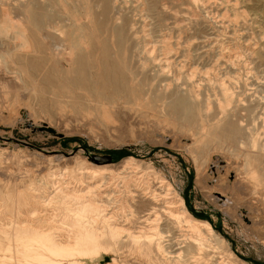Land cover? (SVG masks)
<instances>
[{"label":"rangeland","instance_id":"1","mask_svg":"<svg viewBox=\"0 0 264 264\" xmlns=\"http://www.w3.org/2000/svg\"><path fill=\"white\" fill-rule=\"evenodd\" d=\"M4 13L27 29L0 42L30 39L36 52L15 51L16 65L0 53V218L15 188L37 207L59 194L39 214L50 242L67 244L48 253L54 264H264V0H0V22ZM74 40L95 65L114 61L131 93L46 87L42 57L56 50L72 62ZM29 61L38 65L32 76L10 72ZM139 81L144 94L132 96ZM171 202L189 222L169 213ZM114 219L151 231L155 253L124 233L112 238ZM24 244L15 253L0 239V264L25 263Z\"/></svg>","mask_w":264,"mask_h":264},{"label":"bare ground","instance_id":"2","mask_svg":"<svg viewBox=\"0 0 264 264\" xmlns=\"http://www.w3.org/2000/svg\"><path fill=\"white\" fill-rule=\"evenodd\" d=\"M2 20L3 21L0 22V36H3V35L4 36H8L9 33L12 32L13 30H15V31H21V30L27 29V27L22 22L14 20L12 18V16H10L8 13L7 14L4 13V19H2ZM47 20H48L47 27L52 26L50 24V21H49L48 18H47ZM15 39H17V38H15ZM18 41L21 42L22 44H24V46L20 47V46H18L16 44L17 46L10 47V46L4 44L3 42H0V53H1L2 58H4V59L10 58V60L12 61L11 63L13 65H16V61H14V60L11 59L12 58V55H13V53L15 51H20V52H23L25 54L36 52L35 51L36 49L34 48V45H33V43L31 42L30 39H29V41L27 40V42L30 43L29 46L27 45V42L23 38L21 40H18ZM80 44L81 43L78 42V40H74V41H72L70 43V45H71L70 47L72 49H77V52H76V55L77 56L74 57V60H72V62H71V60H69L65 56H64V60L66 62H63V60L59 57V56H61V53L55 52L56 50L54 51L53 54H50V55H52L51 57L46 58V55L42 57V60L47 59L50 62V64L46 63V64H48V66L46 67L47 68L46 69V75L47 76H46V78L44 77L46 79V81H45L46 84H47L46 87L52 89L53 87L54 88L55 87H58L60 84H63L65 82L66 84H68L70 86L82 85V86H87L88 89L90 87V90H93V92L94 91L95 92H98V93L100 92V94L105 93L104 92L105 89L107 90V89H109V87L111 88V90L114 93H118V92H124V93H127V94H130L131 93L130 87L127 84V81H126V78L124 77V74L122 73V71H120V69L117 67V64L114 61L107 60V58L105 57V59H103L102 62H100L102 64L101 66H100L99 62H97V64L95 65L94 61L93 60L91 61L89 58H87L83 54L84 51L82 49L78 48V47H80L79 46ZM57 46L59 47V45H57ZM110 50H112V49H110ZM106 55H108V54H106ZM65 63L68 65V68L65 67ZM7 67H8V64H7ZM92 67L93 68L98 67V70L94 74L90 75L88 73V70H90ZM37 68H38V65L36 63H34L32 61H29V63L27 62V67L25 69L20 68V72H18L15 69V67L12 68L13 70L10 71V72L12 74H14V77L19 78V77H17V74L18 73H20L21 76H23V75L24 76L25 75L26 76H30L32 74L30 72L36 71ZM132 78L134 80V77L133 76H132ZM29 79L30 78H28V81H29ZM21 80H23V77L21 78ZM129 81H131V80H129ZM139 84H140V87L136 90V92L134 91L135 94H133L132 96H136L137 97V96H139L141 94H144V88H143L144 87V84H143L142 81H139ZM135 87H137V86H135ZM30 90H31L30 92L35 91V87L30 88ZM81 91H82V89H81ZM60 93H58V94H60ZM35 94L37 95V93H35ZM126 96L128 97V95H126ZM55 97H57V96H54L53 101H54ZM98 99H99V97H98ZM152 99L156 101V95L154 97H152ZM57 101H59V100H57ZM188 102L189 101H188V99L185 96L179 97L177 99V103L181 107H185ZM61 108H64V107H61ZM23 117L25 118L26 115L23 114ZM228 134H230V132H228ZM128 160H130V159H127L126 161H128ZM97 171H99V170H89V168L86 167L84 172L87 173V175L94 177L97 174ZM80 180H82V179H79V181ZM84 181H85V179H84ZM65 182H66V180H65ZM62 183H60V184H62ZM81 183H83V182H81ZM84 186H85L84 188H86L87 193L90 192V189H91L92 185L89 184V185H84ZM22 192H19L18 191V188H15L13 190V193L8 194V198H7L8 200L4 202V205L10 211H8V212L6 211L7 213H3L2 214V217L0 218V236L6 237L5 238L6 240H4L3 238H0V239H1V241L6 242L8 244L7 247H6V251H13L15 253H19V251H21L20 244L25 243L24 244L25 250L22 251L24 253V257H25L24 258V262L25 263H23V264H54V261H52L50 259L48 253H54V254H59V255L60 254H63L65 252V247H66L67 244L62 243V245L56 246V245H53L50 242V236H49V233H48V228L47 229L46 228L43 229V226L44 225H42L46 220H44L41 217V215H39V214L44 210V207L46 205H49L50 204V201L53 202L54 199H56L59 196V194H57L53 198H50L49 202H47V201L42 202V204L44 206L37 207V205H31L32 203L29 202V197H25V194H23ZM123 192H124V190H123ZM63 193H64V191H63ZM224 195H221L220 194V196H215V198H216V200H219V201L223 202V204H225V205L230 204L229 203V198H227ZM134 196L136 197V195H132V198L133 199H134ZM220 197H222V199ZM136 200H137V202L139 204H141L142 202H144L141 199L140 196H138ZM118 201L121 202V203H127V204L124 205V208L125 207H128L130 213L136 214L138 212V211H136V207L132 203V199L127 198V196L126 197L125 196L120 197ZM150 201H148V202H150ZM46 202H47V204H46ZM151 203L152 202H150V204ZM38 204H40V202ZM99 205H98V203H96V201L95 202H92L90 204V206H91V208L93 210H97L99 208ZM135 205H137V204H135ZM21 206L27 208L25 210L26 211L25 213L23 211H21V208H22ZM121 206H122V204H121ZM179 206H180V204L179 205H174L173 202H171L169 204V206H168L169 213H171L178 220H184V221L189 222L190 219L192 218L191 215L188 213L187 209L184 208V207H182V206H181L182 209L179 212H177L178 210L176 208L179 207ZM63 208L64 209H69V207L67 205H64ZM60 210H62V209H60ZM78 210L83 211V207H79ZM79 213H81V212H79ZM114 215L115 214H113V216H111V217H114ZM193 220H194V222H193L194 225L201 226L206 231H212V227H211V225H210L209 222L200 221V220H196L195 221V219H193ZM76 221H77V219H76ZM120 225L121 224L117 223V220L116 219L112 220L108 224V227L107 228L109 229L110 235L112 236V238L113 237L114 238L115 237H118L119 235H121V234L124 233V234L128 235V237H130V239H131V241H132L133 244H135L139 248L143 249V251H145L146 253H148V254L155 253V251L153 250V247H152L153 246V244H152L153 238H152V235H150L151 234V231H147V230H145V228L144 229H141V230H136V227L125 228V227L120 226ZM155 234H159V230L156 229ZM156 247H157L156 248V251H158V252H161V251L162 252H166V249L160 243H158V245ZM197 248H199V247H197ZM46 252H47V254H46ZM65 256H67V255H65ZM67 260H70V259H67ZM165 261L168 262L169 259H165ZM20 262L21 261H20L19 258H15V263L14 264H20ZM178 262L181 263V261H178ZM21 264H22V262H21ZM72 264H78V263L74 262Z\"/></svg>","mask_w":264,"mask_h":264},{"label":"water","instance_id":"3","mask_svg":"<svg viewBox=\"0 0 264 264\" xmlns=\"http://www.w3.org/2000/svg\"><path fill=\"white\" fill-rule=\"evenodd\" d=\"M92 159L95 162H111L112 161V157L110 155H93Z\"/></svg>","mask_w":264,"mask_h":264}]
</instances>
